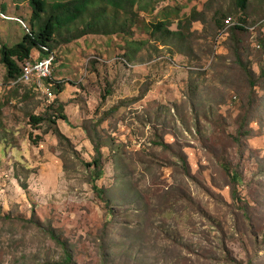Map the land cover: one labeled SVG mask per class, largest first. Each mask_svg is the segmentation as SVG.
Instances as JSON below:
<instances>
[{"label":"rangeland","instance_id":"obj_1","mask_svg":"<svg viewBox=\"0 0 264 264\" xmlns=\"http://www.w3.org/2000/svg\"><path fill=\"white\" fill-rule=\"evenodd\" d=\"M149 4L131 34L57 35L48 98L7 77L32 7L0 0V264H64L52 233L74 264H264V0L233 35L213 17L230 0ZM165 18L182 34L152 31Z\"/></svg>","mask_w":264,"mask_h":264},{"label":"trees","instance_id":"obj_2","mask_svg":"<svg viewBox=\"0 0 264 264\" xmlns=\"http://www.w3.org/2000/svg\"><path fill=\"white\" fill-rule=\"evenodd\" d=\"M32 7V27L27 24L28 32L25 33L23 39L16 44L10 46L4 44L1 46L2 61L7 68V77L12 82L18 79L24 71V63L32 58V51L38 49L40 57L53 52V42L57 35H60L64 30L70 33L68 41L80 38L89 33L112 34L123 31L125 34H131L130 29L139 18V14L135 12V8L140 11H151L154 7L149 4V0H29ZM210 2L212 0H209ZM252 0H230L228 6L223 4L214 10V22L217 27L226 28L231 35L236 31H246L249 29L246 23L247 16L251 9ZM225 7V8H224ZM107 9L111 10V14L107 13ZM6 7H2L1 12H6ZM232 12H242L244 15L239 16L238 21L227 26V18ZM197 11L189 18L188 23H191L195 18ZM232 17V16H231ZM233 18V17H232ZM79 21H83L84 26L73 32L70 25ZM264 23V20L257 22L253 27ZM171 20L165 18L157 22H152V31L161 34H178L181 35L180 29L171 30ZM252 27V26H251ZM251 29V28H250ZM1 45V44H0ZM47 48V49H45ZM240 64L245 68L252 87L260 84V78L257 77L255 71L243 60L240 53H237ZM264 73V68L262 69ZM35 85V84H34ZM61 88V81H57L54 90L58 91ZM62 106V105H60ZM59 117L67 118L63 107H59ZM32 122L36 125L39 122L46 120L44 116L32 115ZM97 155L88 165L95 166V177H99L102 170L101 149L96 147ZM228 173L230 170L225 168ZM230 175V174H229ZM237 174H232L231 178L234 183L237 181ZM233 186L236 187V185ZM93 187L98 194L103 192L99 188L96 181H93ZM236 189V188H234ZM52 238L63 248L64 264H74L73 256L69 248L55 234H51Z\"/></svg>","mask_w":264,"mask_h":264},{"label":"built area","instance_id":"obj_3","mask_svg":"<svg viewBox=\"0 0 264 264\" xmlns=\"http://www.w3.org/2000/svg\"><path fill=\"white\" fill-rule=\"evenodd\" d=\"M227 26L233 24L234 20L231 16L227 18ZM47 49V48H45ZM55 61V53L50 52L46 56L34 57L28 59L24 63V71L22 75L14 80V83L27 82L35 84L48 98L54 97V87L57 81L53 77V63Z\"/></svg>","mask_w":264,"mask_h":264}]
</instances>
